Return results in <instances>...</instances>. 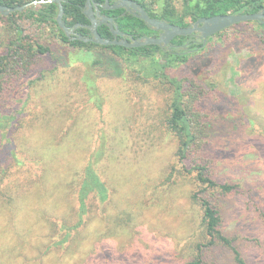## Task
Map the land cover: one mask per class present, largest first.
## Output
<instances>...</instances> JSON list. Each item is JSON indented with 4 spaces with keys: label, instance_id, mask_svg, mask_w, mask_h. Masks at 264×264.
Returning <instances> with one entry per match:
<instances>
[{
    "label": "rangeland",
    "instance_id": "1",
    "mask_svg": "<svg viewBox=\"0 0 264 264\" xmlns=\"http://www.w3.org/2000/svg\"><path fill=\"white\" fill-rule=\"evenodd\" d=\"M17 24L23 35L51 45L52 51L35 66L36 73L41 68L47 73L30 91L25 113L3 138L0 133V159L7 157L6 139L17 144L14 155L0 163V174L2 167H27L26 160L37 169L43 167L36 174L10 173L0 188V264H185L191 257L188 245L200 233L202 211L193 198L198 189L193 178L171 173L180 168L178 141L166 124L171 88L159 80L138 83L130 73L125 80L113 77L108 65L94 62L115 56L110 49L62 47L56 29L27 18ZM235 35L227 30L215 38L222 45L219 89L238 97L237 109L264 120V44L254 42L250 34ZM14 36L15 25L0 18V53ZM183 71L176 66L172 72L180 78ZM22 88L14 95L21 103L30 95ZM68 101L72 112L65 110ZM251 147L243 151L242 160L253 164L248 179H254L264 200V149L258 142ZM99 149L103 151L97 169L110 198L90 203L73 238L63 249L50 252L42 242L49 234H65L69 229L63 224L77 221L67 214L78 205L81 174ZM248 152L253 155L247 159ZM223 164L220 175L240 177L235 163ZM32 181L33 187L26 185ZM12 183L21 185L19 195L7 191ZM225 217L226 232L242 238L245 258L264 264V227L245 199H227ZM222 256L225 264H233L229 252Z\"/></svg>",
    "mask_w": 264,
    "mask_h": 264
},
{
    "label": "trees",
    "instance_id": "2",
    "mask_svg": "<svg viewBox=\"0 0 264 264\" xmlns=\"http://www.w3.org/2000/svg\"><path fill=\"white\" fill-rule=\"evenodd\" d=\"M35 0H0L2 5L16 7L25 5ZM142 4L147 13L154 18L165 20L169 23L189 26L201 17H209L226 13H256L264 9V0H136ZM85 0L64 1V20L70 27L75 24H89L90 20L83 11ZM59 6L55 2L32 3L23 10L14 11L5 16L0 13V18L7 24L15 25L16 36L0 53V133L11 128L15 121L25 113L32 88L46 77V69L41 68L35 72V66L40 58L52 51L51 45L42 43L30 35H23V29L18 25L19 19H29L39 26H49L56 29L57 42L70 48H95L112 50L115 56L104 59L98 57L96 64H106L111 68L112 76L125 80L129 73L134 75L138 83L159 80L172 90L171 113L166 119L168 130L173 133L178 141L176 155L180 168L170 167L182 175L193 178L198 186L193 198L200 205L202 215L200 233L193 235L189 248L191 257L185 264H225L222 255L231 254L233 264H251L242 253L239 244V235L229 234L225 230V202L231 198L245 199L248 207L257 215L258 222L264 227V200L257 193V183L253 176V164H246L244 150H252V144L258 142L264 149V120L255 115H247L244 110L237 109L235 102L238 97L223 94L219 89L217 70L220 66L222 45L215 40L232 30L235 37L242 38L250 34L252 40L264 44V21L241 22L227 28L207 39L200 37L199 32L189 35L176 36L170 45L149 44L141 47L126 48L121 45H100L93 42H84L79 39H70L65 31L59 27L57 15ZM121 10L115 11L121 14ZM250 23H253L250 26ZM119 28L132 34L135 38L144 36H158V31L152 30L149 25L133 13L121 15L117 20ZM89 29L79 27L77 32L90 36ZM99 33L113 39L114 36L108 25L98 27ZM176 66L184 67L180 78L173 75ZM57 69V67H56ZM110 74V73H109ZM26 80L27 84L24 82ZM24 81V82H23ZM23 82V83H22ZM127 82V81H126ZM23 87V88H22ZM30 93L29 97L21 103L16 91ZM26 95V97H27ZM21 105V106H20ZM73 105L68 101L65 110L72 112ZM11 139V138H10ZM3 143V156L0 163H4L14 155L17 144L11 139ZM48 148V147H47ZM102 149L90 157L81 174V181L77 190L76 201L68 218L77 217L72 225L63 224L69 230L65 234L47 235L43 247L63 249L65 244L73 238L75 229L81 227L85 217L89 214L90 203L99 201L105 203L110 198L108 184L101 177L97 164L102 156ZM44 158L47 153H43ZM248 152L247 157H251ZM260 157L259 153H256ZM29 159V158H28ZM248 159V158H247ZM227 160V161H226ZM224 162L235 163L240 175L229 177L221 174L219 169ZM30 170L21 166L12 169L2 167L0 174V188L5 183L10 173H26L40 171L43 167L29 160L24 161ZM23 167V168H27ZM35 182L26 184L33 187ZM24 185V183H23ZM6 189L9 193L19 195L21 185L10 184ZM76 191V190H75ZM252 207V208H251ZM73 213V214H72ZM65 215V214H64ZM63 217H60L63 220ZM199 228V227H198ZM73 229V230H72ZM250 236V235H245ZM40 245V244H39Z\"/></svg>",
    "mask_w": 264,
    "mask_h": 264
},
{
    "label": "water",
    "instance_id": "3",
    "mask_svg": "<svg viewBox=\"0 0 264 264\" xmlns=\"http://www.w3.org/2000/svg\"><path fill=\"white\" fill-rule=\"evenodd\" d=\"M43 2L58 3L59 11L56 19L59 27L65 31L66 35L70 39H79L84 42H93L100 45H121L126 48L141 47L149 44L168 45L176 36L189 35L195 32H199L200 37L204 40V42H206L209 37L232 27L235 24L247 21H264L263 9L256 13H226L209 17H201L191 25L183 27L169 23L165 20L151 17L142 4L136 0H118L113 8H125L127 10L134 11L133 13L137 17L143 19L152 30L160 31L158 36L135 38L132 34L122 31L118 24H116L111 18L103 17L99 21L93 12L90 0H88L89 9L85 12V15L91 21V24L88 25L91 30V35L85 36L75 32V28L83 26V24L78 23L73 28L66 24V21L64 20L65 9L62 0H35L33 3ZM31 4L32 3H27L21 6L9 7L0 3V13L3 15H9L11 12L17 10L21 11ZM103 23L108 24L114 36L113 39L105 38L99 33L98 27Z\"/></svg>",
    "mask_w": 264,
    "mask_h": 264
},
{
    "label": "flooded vegetation",
    "instance_id": "4",
    "mask_svg": "<svg viewBox=\"0 0 264 264\" xmlns=\"http://www.w3.org/2000/svg\"><path fill=\"white\" fill-rule=\"evenodd\" d=\"M64 1H67V0H62V3H64ZM118 0H90L91 2V6H92V9H93V12L96 16V18L100 21L103 17H108V18H111L113 19V21L116 23V20L121 16V15H125L127 12L128 13H133L134 11H130V10H127L125 8H113L115 3H117ZM29 3V2H28ZM30 3H33V2H30ZM57 3V2H55ZM58 4V3H57ZM59 6V5H58ZM89 9V5H88V0H85V3H84V6H83V11L84 13ZM121 14H116L115 11L117 10H121ZM134 14V13H133ZM91 24V21L90 23ZM89 24H83L84 27H86L87 29H89L88 33L91 34V30L90 28L88 27ZM108 25L107 23H103L102 25ZM76 25V24H75ZM74 25V26H75ZM72 26V28L74 27ZM101 26V25H100ZM79 27H82V26H78L77 28H75V32H77V29ZM160 34V31H158V35ZM74 35V34H73ZM170 45V44H168ZM165 46V45H163Z\"/></svg>",
    "mask_w": 264,
    "mask_h": 264
}]
</instances>
